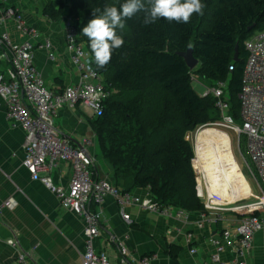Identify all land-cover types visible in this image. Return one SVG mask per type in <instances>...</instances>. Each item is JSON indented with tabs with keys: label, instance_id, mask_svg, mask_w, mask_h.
Listing matches in <instances>:
<instances>
[{
	"label": "trees",
	"instance_id": "trees-1",
	"mask_svg": "<svg viewBox=\"0 0 264 264\" xmlns=\"http://www.w3.org/2000/svg\"><path fill=\"white\" fill-rule=\"evenodd\" d=\"M122 2L69 0L68 11L77 42L85 46L93 70L108 91L101 113L90 120L99 155L111 166L108 179L123 192L147 188L160 208L205 214L199 185L196 193L193 150L185 134L215 122L219 112L213 96L201 97L193 89L191 72L201 79L200 84L227 83L229 111L239 121L237 93L245 61L243 43L264 29V0H201L202 14L193 13L187 23L160 19L145 25L144 13H137L125 18L123 28L117 30L123 45L106 65L98 67L80 29L91 18L93 8L119 7ZM42 12L55 20L63 13V3L55 8L48 0ZM251 25L254 28L249 30ZM236 45L238 60L234 61ZM188 48L198 61L191 70L179 55ZM217 135L213 127L199 130L197 137H204V141L199 145L198 137L196 148L213 154L210 140ZM222 158L224 153L216 169L219 181L224 182L223 171L236 162L227 163ZM169 255L175 259L172 252Z\"/></svg>",
	"mask_w": 264,
	"mask_h": 264
},
{
	"label": "built area",
	"instance_id": "built-area-1",
	"mask_svg": "<svg viewBox=\"0 0 264 264\" xmlns=\"http://www.w3.org/2000/svg\"><path fill=\"white\" fill-rule=\"evenodd\" d=\"M0 2V26H4L0 30V104H4L5 118L10 127H19L24 132L21 164L32 180L39 181L55 195L61 208L82 218L84 247L80 264H110L105 252H97L93 246L99 233L101 206L107 196L114 199L122 219L128 223L131 220L125 212L126 206L138 205L144 211L157 214H166L172 207L160 208L149 191L147 198L139 199L131 192H123L113 186L107 177L96 175V159L89 148L92 141L84 138L75 145L56 125V112L61 107L85 106L96 116L101 113L102 101L108 96L100 76L90 64L89 54L77 43L76 28L70 20L64 26L66 48L72 64L78 70L79 79L75 84L53 92L45 85L32 59L34 50L42 47L48 51V58L53 59L50 43L33 42L37 32L25 24L20 10L7 4V0ZM9 21L14 23L22 36L21 42H12L6 29ZM243 47L245 61L237 93L240 124L235 123L229 111L230 100L225 81L200 84L204 89L199 95L215 98L219 118L208 125H218L235 134L239 155L259 187L260 195L256 202L236 209L245 215L236 226L223 228L218 239H211L214 249L201 264H245L254 233L264 228V29L252 33L244 41ZM228 68L231 70L232 65ZM242 139L247 157L240 151ZM63 163L70 166L67 185L56 183L52 177L53 170ZM13 204L10 198L1 201L0 212L3 208H12ZM177 209L176 214L183 215L184 210ZM7 243L14 246L17 242L11 238ZM118 246V261L128 262L127 248L120 242ZM189 252L194 254L196 248H190ZM224 253L231 257L224 260ZM28 258V253L20 250L16 262L35 264ZM151 258L143 256L136 263L150 264Z\"/></svg>",
	"mask_w": 264,
	"mask_h": 264
},
{
	"label": "crops",
	"instance_id": "crops-1",
	"mask_svg": "<svg viewBox=\"0 0 264 264\" xmlns=\"http://www.w3.org/2000/svg\"><path fill=\"white\" fill-rule=\"evenodd\" d=\"M46 1L48 0H7V4L17 7L25 24L36 30L37 36L33 42L50 43L53 59L48 58V51L44 47L36 48L32 59L45 85L57 92L75 84L79 73L66 48L64 26L69 19V0H51L55 8L63 3V13L55 20L42 12ZM2 29L4 26H0V30ZM6 29L12 42L19 43L23 40L13 22H7ZM93 118L95 116L88 107L63 106L56 112L55 123L62 134L75 145L84 138L92 141L89 148L96 159L94 172L100 177L108 178L111 166L102 158L101 164L97 162L98 145L90 126ZM23 142V130L10 127L5 118L4 104H0V202L8 198L14 202L12 208H3L0 212V264H18L16 255L20 250L27 252L28 261L35 264H80L84 247L82 218L61 208L53 193L39 181L30 178L21 164ZM230 147L232 151L231 138ZM239 172L245 188L241 190L235 186L234 192L226 194L244 195L247 198L241 206L250 205L253 200H249L258 198L260 190L254 181L257 193L252 190L240 166ZM52 177L56 183L67 185L70 177L69 164L58 165L53 170ZM130 192L139 199L149 196L146 188L132 189ZM200 196L202 202L210 208L202 189ZM91 207L95 208L93 204ZM239 207L209 214L183 211V215L178 216V209L175 207L166 214H157L144 211L138 205H130L125 207L131 220L128 223L122 219L114 199L107 196L101 206L99 233L93 246L97 252H105L110 264L118 261V242L129 252L126 264H137V260L143 256L152 257L150 264H201L214 249L211 239H218L223 228L236 226L245 215L236 210ZM11 238L16 240V245L7 243ZM192 247L196 248L194 254L189 252ZM170 252L175 255V259L170 257ZM230 257L227 253L222 255L224 260ZM245 264H264V228L254 233Z\"/></svg>",
	"mask_w": 264,
	"mask_h": 264
},
{
	"label": "rangeland",
	"instance_id": "rangeland-1",
	"mask_svg": "<svg viewBox=\"0 0 264 264\" xmlns=\"http://www.w3.org/2000/svg\"><path fill=\"white\" fill-rule=\"evenodd\" d=\"M119 30V29H118ZM78 43V42H77ZM83 49L84 52L88 51L86 50L85 46L81 43H79ZM194 72H191V76H193L196 79H192V87L193 89L200 93L204 88L200 85L199 82V78L198 76H196ZM100 80L102 81L101 77H99ZM229 97V96H228ZM236 124H240V121L235 120ZM209 123H207L206 125H203V127L199 128H195L193 131L191 132H187L185 134V140H186V136H187V140L190 143L192 150H193V157L191 159V166H192V170L194 173V177H195V183H196V191H197V185H199V189H202V192H204V197L206 202L208 203V206H210V208H208L205 204V214H209L210 212H224L225 209H229V208H234V206H241V204L245 201L244 199H246V196H239L234 194L233 196H229L230 193H228V195L226 194L227 192H234V187L236 186L237 188L243 190L245 188V183L242 180V178H240V172H239V166L241 168L242 173L244 174V176L246 177L247 181L249 182L251 188L253 191H256L255 189V185L253 183V179L250 175V173L248 172L246 166L243 164L242 159L239 155V151L237 149L236 146V136L235 134L227 129V128H223L220 127L218 125H208ZM202 126V125H201ZM205 127H213L214 128V132H216L217 135V139H212L210 140V146L212 147V149L214 148V153L211 155H208V153L206 152L205 149L203 150H198L196 147H198L202 141H204V137L202 138L201 136H198L200 139L199 145L197 144V135L199 133V130H203L205 129ZM230 138H231V146H232V151H231V147H230ZM213 141V142H212ZM203 143V142H202ZM201 148V147H200ZM240 151L242 153V155L245 157V149H244V143H243V139L241 141V148ZM234 156H233V154ZM96 155H97V162H99L101 164L102 160L101 157L99 155V149H96ZM224 153V158H222L223 160H226L225 162L227 163H234L236 162V164L232 165L231 168L226 169L224 172L225 176V180L224 182L219 181L221 178V175H219V173L217 172V167L216 165L219 163V161L221 160V154ZM236 161H235V159ZM247 157V156H246ZM239 166H238V164ZM198 182V184H197ZM202 186V188H201ZM198 195V191L196 192ZM257 193V191H256ZM226 194V198L225 197ZM243 194V193H241ZM258 194L260 195V192L258 191ZM238 196V198H236ZM242 197V198H241ZM235 198V199H234ZM230 199V200H228ZM234 199V200H231ZM241 199V200H240ZM253 200V201H252ZM249 201L252 202H256V199H250ZM232 203V204H231ZM231 204V205H229ZM112 263V262H111ZM115 264H126V263H121L119 261H116Z\"/></svg>",
	"mask_w": 264,
	"mask_h": 264
},
{
	"label": "clouds",
	"instance_id": "clouds-1",
	"mask_svg": "<svg viewBox=\"0 0 264 264\" xmlns=\"http://www.w3.org/2000/svg\"><path fill=\"white\" fill-rule=\"evenodd\" d=\"M202 10L201 0H123L119 7L93 8L91 18L80 32L87 37L95 64L103 67L124 43L117 30L123 28L125 18L143 12L145 25L160 19L187 23L193 13L199 15Z\"/></svg>",
	"mask_w": 264,
	"mask_h": 264
},
{
	"label": "water",
	"instance_id": "water-1",
	"mask_svg": "<svg viewBox=\"0 0 264 264\" xmlns=\"http://www.w3.org/2000/svg\"><path fill=\"white\" fill-rule=\"evenodd\" d=\"M253 28H254V25H251L248 27L249 30ZM179 55L183 57L184 62L186 63L189 70L193 69L198 64V61L194 59V57L192 56L191 48H188L185 52L179 53ZM233 60L234 61L238 60V45H236L234 48Z\"/></svg>",
	"mask_w": 264,
	"mask_h": 264
}]
</instances>
